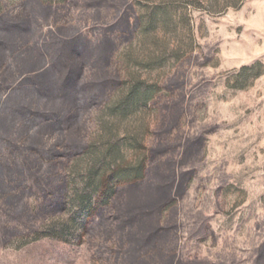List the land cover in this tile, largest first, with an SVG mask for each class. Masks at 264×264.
Masks as SVG:
<instances>
[{
	"label": "rangeland",
	"instance_id": "rangeland-1",
	"mask_svg": "<svg viewBox=\"0 0 264 264\" xmlns=\"http://www.w3.org/2000/svg\"><path fill=\"white\" fill-rule=\"evenodd\" d=\"M0 264H264V0H0Z\"/></svg>",
	"mask_w": 264,
	"mask_h": 264
}]
</instances>
